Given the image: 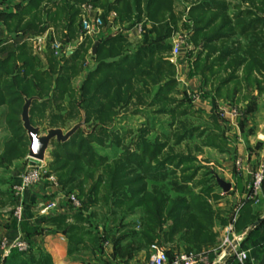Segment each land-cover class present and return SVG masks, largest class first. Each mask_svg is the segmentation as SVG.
Returning <instances> with one entry per match:
<instances>
[{"label": "trees", "instance_id": "16d2710c", "mask_svg": "<svg viewBox=\"0 0 264 264\" xmlns=\"http://www.w3.org/2000/svg\"><path fill=\"white\" fill-rule=\"evenodd\" d=\"M23 1V5L15 6V11L2 12L0 15L6 31L15 34L12 44L14 47L10 50L5 47L0 50L1 53L5 52L0 58V106L5 105L9 109L8 117L17 119L16 113H21L24 99L33 97L29 118L34 126H39L35 122V115L51 111L54 103L58 107L64 103L69 104V108L65 110L69 116L82 111L85 123L92 118L104 121L102 118L105 115L116 114L117 109L131 104L133 95L136 96L137 103L141 98L140 94L143 96V92H149V84L157 86L153 101L162 103V110L173 114L174 108H166L165 105L172 100L169 94L178 85L176 64L170 59L169 41L178 31V20L181 17L174 12V0ZM236 1L232 3L229 0H196L188 8V17L193 24L191 41L194 46L200 44L202 50H205L194 55L191 62L194 70L192 74H200L203 85L206 86L212 79H217L221 72L230 69L227 77H221L214 88L217 96H221V88L227 81L234 80L239 84L236 71L241 65H245L246 81L254 69L264 71V0ZM84 2L102 8L101 17L104 23L110 11L116 13L118 21L127 23L126 28L142 22L143 32L140 40L134 45L122 34L100 36L95 40L87 36L69 54L59 58L48 48V64L44 67L41 58L32 53L28 41L22 40L23 36L40 34L54 26L58 20H62L66 29L63 41L71 42L82 35L80 7ZM244 2H247L249 7L242 8ZM146 22L150 23V27H146ZM240 38H243L244 42L241 43ZM95 41H98L96 53L91 54L96 62L95 67L82 80L79 92L75 88L67 91L65 88L70 84V74L76 73V69H81L79 64ZM114 58L116 59L109 60ZM19 60L20 65L17 64ZM60 61L62 64L59 71L69 74L51 76L50 71L55 70ZM13 66L20 72L7 75L12 72ZM182 103L177 104L180 107ZM185 109L180 113L185 112ZM57 115L51 113L52 123L59 120ZM13 125L16 123L13 122ZM50 127L58 126L53 124ZM103 128L101 125L102 132L105 130ZM14 129L15 134L6 140L0 154L2 163V160L10 163L13 159L24 157L28 152L29 142L21 119L20 126H14ZM193 130H196V127L185 129V133L178 135L175 141H181L187 131L192 133ZM83 132L79 128L64 142L53 140L63 148V152L56 149L52 151L53 160L49 163L48 173L56 177L66 194L74 189L78 190L76 195L82 205L73 215L77 221L85 220L83 212L97 202L103 190V201L109 200L111 205L120 207L124 205L123 216L141 208L138 228L132 224H124L118 230L121 232H117L118 237L113 242L115 256L128 258L159 236L164 237L166 241L173 240L176 236L180 240L205 236L208 242H214L212 208L202 194H194L176 180L179 165L188 163L181 168V174L185 175L186 169H192L194 158L183 154L166 155L162 153L165 142H153L141 137L135 143V149L126 146L116 157L107 161L106 158L94 154L86 140L93 135L90 133L82 136ZM214 135L213 133L205 138L212 137L214 140ZM213 140L208 143L225 144L222 135H217L218 141ZM170 165L173 168H170ZM99 168L96 179L85 187L86 177L93 176ZM193 169L192 173L197 168ZM80 173L82 175L79 176ZM190 175H187L186 179ZM165 178L168 180L165 181ZM148 183H151L150 188ZM170 191L175 195L171 196ZM248 206L249 203L246 207ZM245 212L242 211L241 216ZM67 219L66 215L59 214L48 217L47 223L53 225L55 231L60 230L68 234L71 243H77L75 245H83L84 234H90L88 238L93 247L99 245V239L95 235L92 236L90 230H84L80 222L70 224ZM24 234L29 238L33 231L28 230Z\"/></svg>", "mask_w": 264, "mask_h": 264}, {"label": "rangeland", "instance_id": "374dc122", "mask_svg": "<svg viewBox=\"0 0 264 264\" xmlns=\"http://www.w3.org/2000/svg\"><path fill=\"white\" fill-rule=\"evenodd\" d=\"M193 1L196 0H174V4H173L174 12H176L178 15H181L180 20H178L177 32L180 33L181 31L182 32L187 31L189 33L188 38L186 39V43L190 44V46L188 47V49L182 48L178 56L175 58L171 55V58L172 57L174 58L173 62H176L175 59L179 58L180 54L184 52H186V56L188 58V60L186 61L188 62H190L189 58L192 61L194 55L196 54L195 51L194 52L191 51V47H192L191 34L193 32V24L191 19L188 17V8ZM9 4L10 5L7 7L0 8V15L2 14V12L12 11L13 6L10 1ZM85 4H90V3L84 2L81 4L80 18L82 14V6ZM98 9L101 12L103 11L102 8H98ZM229 12L231 11L229 10ZM114 21L115 23L118 21L117 15L115 16ZM114 21H112V23ZM109 22H110L109 20H106V24H108ZM124 24L127 25V23ZM50 27L54 32V38L57 41H63L64 33L66 30L64 27V22L62 20H58L54 26H50ZM177 32H175L174 35H176ZM113 34H121V32L120 31L114 32V30L111 28L110 30H107L106 35H113ZM174 35H172V37H174ZM26 37L27 35H25V39ZM0 38H4L6 42L7 40L10 42L6 50H10L14 47V45L12 46L13 44L12 42L15 39V34H9L6 31V26L2 21L1 17H0ZM81 39H84V37L82 38L78 37V40L75 39L72 43L67 42L65 46L68 49L70 47L75 48L76 47L75 44L77 42L79 43L80 41H82ZM133 44L135 45L136 42H134ZM189 52L191 53L190 56H189ZM4 54L5 52L1 53L0 58H2ZM46 56L47 54L45 53L43 58L40 57L41 63L44 67H47L48 64ZM115 59L116 58L109 60H115ZM82 60L83 61L80 62L79 64L81 69L78 67L79 69H76V73H72L69 76L70 84L69 86H67V88H65L67 89V91L70 88H75L79 92V88L82 80L85 78L86 74H88L95 67L96 62L91 57V48L87 50ZM17 64L20 65V60L17 62ZM61 64L62 62L60 61L57 67L55 68V70L50 71L51 76L56 77L58 76V74L59 75L61 74L63 76L65 74H69V72L66 73L62 70L59 71V66ZM11 70L12 72L10 73L6 72V74L8 73L7 75H10L17 71L20 72L19 69L17 70L16 68H14V66L12 67ZM223 73L224 72H221L220 76H223L224 75ZM176 79H177V75H176ZM219 80H220L219 78L217 79L215 78L214 80L212 79V81H210V84H207L205 86L208 92L213 93L214 88L219 83ZM51 86H53L52 83ZM156 88L157 86H153V84H149L148 86L149 92L147 93L143 92V94H145L143 96L142 94H140L141 98L137 100V103L135 101L136 96L133 95L134 99H132L131 104L121 109L116 108L117 113L105 115L102 118L104 121H100L98 119L92 118L87 123H84V125L80 127V129L84 131L83 133H81V135L86 136L87 134L91 133L93 137L86 139L89 142L91 149L93 150L94 154H96L99 157L106 158L107 161H110L111 159L116 157L120 152H122V150L126 146L127 147L129 146V148L132 150L135 149L136 147L135 143L141 137H144L153 142L155 140L160 142H165L162 153L166 155L183 154L184 156L189 155V157L194 158V162L191 165L192 169H188V170L186 169L185 175L181 174L182 173L181 168H183V166L185 167L188 163L179 165V168L176 170V180L179 183L181 182L183 185H185L194 194H202V197L207 201V203L210 205V207L214 212L213 227L216 221H218L220 225H223L222 222H224V220L221 217L222 216L221 212H219L222 210L221 209L218 210V208L228 206L229 204L232 205L231 204L232 199L231 198L226 199V195L222 193V190L216 184L215 176L221 177L219 175L221 171L217 169V167L222 168L221 166L222 163H219V161L222 158H224L225 153L228 151L227 150L228 139L227 140L225 139L224 145H222L221 142H216V141H218L217 135L226 136L221 130L224 128L225 131V129L227 128L226 124L223 122L222 117L219 116L218 114L217 115L216 113L210 114L209 112H206L204 110L201 111L198 109V107L194 106L192 101L200 98L199 95H197V92H195V90L191 88L186 90H180L178 85L176 86L175 90H173L169 94L172 100H170L165 105L166 108H174L173 114H170V112H167L166 110L163 111L162 110L163 104L158 103L157 101H153L154 100L153 94ZM78 92L76 93L78 94ZM228 92L227 94L230 95L232 89L229 90ZM224 93H225V88L222 87L220 95L223 96ZM178 102H183L185 104L183 105L182 103V106L179 107L177 104ZM67 108H69V104L67 103L60 105V107H58V105L54 103L51 111H47L43 114L35 115L34 119L35 122L39 125L40 131L45 132L49 128V126L54 124L62 128L63 131L66 132L73 125H75L76 123L82 120V117L84 115L82 111L80 113L79 111L77 113L75 112L74 116H69L67 115L68 112L65 111ZM183 108H186L185 112L180 113V111ZM53 112L58 114L57 116H59V118L57 117L59 120L57 121L55 120L54 123H52V121L50 120L51 113ZM8 115H9V109L5 105L0 106V148L2 149V151L4 149V147H2L3 142H5L11 135L13 136V134H15L14 126H20L19 113L18 114L16 113V115H18L17 119L16 118L12 119L10 116L8 117ZM11 120L15 122L16 125H13V122ZM10 121L11 124H9ZM214 121H216L218 124L220 122V124L223 125V127H221V125L219 124V128L217 129ZM101 125H103L104 127L103 129H105L103 132L100 130ZM192 127H196V130H193L192 133L187 131L185 137L181 141L179 142L175 141L178 135L185 133V129L187 130ZM213 133L215 134L214 140H216L215 141L216 143L214 144H218V145L208 143L209 140H213L212 137H211L212 139L211 138L207 139V137L205 138V136L208 135L209 137L210 135H213ZM54 149L63 152V148L56 145V141H53L49 145V148L46 151V156L44 159L47 172L50 171L49 163L52 162L53 160L52 151ZM231 151L232 150L229 148V152ZM14 160L16 159H13L10 163L5 160L2 161L4 163V166L9 167V165H11ZM33 163L34 161L31 160V164ZM169 167L173 168V166L171 165ZM194 167H196L197 169L195 172L192 173ZM25 169L19 171L18 175H20V173L23 172ZM99 170L100 168L93 173V176L86 177L87 179L84 183L85 187H87L96 179ZM189 174H191L190 177L186 179L187 178L186 176ZM80 175H82V173H80L79 176ZM167 180L168 179L165 178V181ZM148 185L150 188L151 183H148ZM103 191H101V193ZM8 193L9 194H7L8 195L7 202L11 203L12 205L11 210H9L10 214L12 215L16 204V199L12 192V185L9 186ZM71 193H74L76 195L78 194V190L74 189ZM101 193L99 194L98 197L99 199L97 200V202L95 204H91V206H89V209L83 212V216L85 220L77 221L75 217H73V215L75 214V212L78 211L79 208L74 209L71 207L72 208L71 210H74V213L67 216L68 223L73 224L80 222L79 224L84 226L83 227L84 230H90L91 235L92 236L95 235V237L99 239V245L97 247H93V245H91L90 240L88 238L90 234H84L82 236V238H84V241L82 242L83 245L80 246V245H75L77 243H71V240H69L68 238V234H65L63 231L60 230L56 231V233H60L63 236V238L66 240L68 246L67 247L68 258L70 259L69 264H148L150 255L153 251V249L151 248V244H149L145 248L137 250L136 252H134L132 256L128 258H120L118 256H115L114 254L113 242L118 237L117 232H121L118 230L120 229V227L124 226V224H132L135 225L136 228H138L139 227L138 224L140 223V216L142 214L141 208H136L133 213L128 212L126 215L123 216L122 211L124 210V205L123 207H120L118 205L117 206L111 205V202L109 200L103 201L101 197ZM169 194L171 196L175 195L173 191H170ZM83 200L86 202L85 198ZM81 202L82 201L80 200V204L82 205ZM65 203L68 206L67 200H65ZM220 203L221 205H219ZM251 212L252 211L250 209L245 212L246 218H244L243 224L247 221L248 222L252 221V218L254 216L251 215ZM235 215L236 213H233V215L231 216L227 224L223 227V229H225L229 225V223L231 222L232 218ZM214 233H215V240L212 243L208 242L207 240L208 238H206L205 236L199 238L186 237L183 240L178 239V237L176 236L175 238H173V240H169V241H166L164 237L162 238V236H159L157 239H154L152 241V244H156L159 248H162L170 255H173L178 252L200 253L210 249L211 246L215 243L216 236L218 235V233L216 232ZM20 234L23 235L28 240L29 250L20 251V252L14 250L13 251L14 253L12 252L13 255L10 257V259L7 262H5V264H55L53 262L51 255L45 251L44 246H42L44 249L41 248L40 244L43 245L42 240H41L42 242H40L39 240L37 241L34 238H31V236L28 238L25 236L24 232H21ZM221 239L219 240V243L221 242Z\"/></svg>", "mask_w": 264, "mask_h": 264}, {"label": "crops", "instance_id": "0c3cea01", "mask_svg": "<svg viewBox=\"0 0 264 264\" xmlns=\"http://www.w3.org/2000/svg\"><path fill=\"white\" fill-rule=\"evenodd\" d=\"M9 1L14 8H12V11H15V6L17 4H24L23 0H0V8L9 6ZM229 1L232 3L237 2L236 0ZM247 7H249L247 2L242 3V8ZM115 16L116 13L114 11L110 12L107 15V20L114 21ZM117 23L122 27L126 25L123 22L119 23V21H117ZM146 27H150L149 22H146ZM40 34L48 35V40H50V37L54 38V32L51 27ZM122 35L132 43L137 42L141 38V35L137 36L136 34L133 35L130 33H122ZM30 36L33 35H27L25 39L24 35L22 40H28ZM100 36L104 35L101 34L97 37H88L95 40ZM78 37L82 38V35ZM78 37L75 39L78 40ZM85 37L87 36H84V38ZM171 38L169 39L170 43ZM75 39L71 40L69 43H72ZM240 40L241 43L244 42L243 38H240ZM0 42V50L4 47L7 48L10 43L8 40L6 42L4 38H0ZM28 43L31 47L30 42ZM76 44L78 45V42ZM76 44L75 46H77ZM191 44V51H195L196 53L197 51L205 52V50H202L200 44L194 46L192 41ZM189 46L190 44H188L185 49H188ZM73 49V47H70L66 51V54H69ZM31 51L34 55L39 56V58H43L48 50L46 49L44 52L36 54L31 47ZM190 54L189 52V56ZM186 60H188L186 52L180 54L179 58L175 59L178 87L180 90L190 88L195 90L200 98L192 101L194 106L198 107L201 111L204 110L210 114H218L222 117L227 127L225 131L224 128L221 130L226 135H223V137L226 140L228 139V151L225 153L224 158L219 161V163H222V168L217 167V169L221 171L219 173L221 177H215H219L230 184L229 190L225 192L216 182L217 186L222 190V193L226 195V199H232V205L229 204L231 207L228 205L218 208V210H222L219 212H221V217L224 222H222L223 225H220V223L216 221L213 227L214 232L218 233L216 241L210 249L203 251V253L206 254L211 264H239L233 256L234 252L230 254L226 253L225 249L227 246L222 249L219 243V240L225 234V229H223V227L227 224L233 213H236L237 222L233 226V231L229 234L230 237L242 234L254 221L262 218V221L257 226L244 234L241 241L235 247V250H245L247 252V260L244 264H264V182L257 203L248 198V185L251 173L264 157V71L262 69L260 71L254 69L251 74L248 75L249 80L246 81L244 79L247 76L245 73V65H241L236 71L239 77V84H236L234 80L227 81L224 85L225 93L223 96H217L214 91L213 93L208 92L203 85L202 76L200 74H192V72H194L192 61L190 58V62ZM229 72L230 69L224 72L223 76L218 75V78L227 77ZM248 82H250V84H247ZM231 89L232 92L228 95V91ZM233 111L235 112L233 113ZM214 122L218 129L220 122L219 124L216 121ZM221 127H223V125H221ZM5 142H3L2 147H4ZM229 148L232 150L231 152H229ZM1 153L2 149L0 150V154ZM30 164L31 158L28 157L27 154L24 157L14 160L9 167L4 166V163L0 162V240L6 237L12 238L28 230L33 231L31 238L37 241L39 240L40 242L43 241V245L40 244L41 248H45V251L51 255L55 264H69L70 259L68 258L66 240L60 233H56L53 225L47 223V218L50 216L59 214L68 216L74 213V210H71L72 206L69 203L68 206L66 205L65 196L67 194L57 181L52 183L43 179L39 184L25 192L23 217L20 221L16 220L13 215L10 214L9 210H11L12 205L7 202L9 186L19 182L18 172L27 168ZM42 200H54L57 203V208L46 215L39 213L38 204ZM248 203L249 206L246 207ZM219 205H221V203ZM246 209H250L252 211L251 215L254 217L252 221H247L243 224V220L246 216H244L245 213L241 216V213L244 210L247 211ZM42 246H44V248ZM8 259H10V256L5 258L4 264Z\"/></svg>", "mask_w": 264, "mask_h": 264}, {"label": "built area", "instance_id": "2783aa9c", "mask_svg": "<svg viewBox=\"0 0 264 264\" xmlns=\"http://www.w3.org/2000/svg\"><path fill=\"white\" fill-rule=\"evenodd\" d=\"M80 26L82 30V37H97L101 34L106 35L107 30L113 29L115 31H120L122 33H130L133 35L140 36L143 32L142 22H138L129 28L124 26H119L118 23L110 21L108 24L103 22L101 17V11L98 8L93 7L91 4H85L82 6V14L80 18ZM189 33L181 32L177 33L171 39V55L175 58L178 56L182 48L187 47L186 39ZM28 41L31 44L33 51L36 54L44 52L50 48L56 57H62L66 54L68 48L65 46L67 43L63 41H57L55 38L48 40V35L40 34L30 36ZM65 43V44H64ZM235 111H233L234 113ZM33 164L29 165L23 172L19 175V182L12 185V192L16 199V204L13 210V217L20 221L23 217V202L24 194L27 190L33 188L39 184L43 179L55 183L56 177L47 172L44 160H35ZM264 181V157L257 165V167L252 171L250 182L248 185V198L253 200L255 203L258 201V196L261 192V187ZM67 202L72 206V208H80V200L74 193H69L65 196ZM39 213L49 214L57 208V203L54 200L41 201L38 204ZM236 215L232 218L229 225L225 228V234L223 235L220 247L223 249L229 246L233 240L237 241V244L241 241L244 234H239L235 237H230L229 234L233 231V226L236 221ZM237 246V245H236ZM234 246L232 252L233 256L239 264H244L247 260V252L245 250H235ZM153 249L148 264H211L205 253H194V252H178L170 256L165 250L159 248L156 244H151ZM28 251L29 243L28 240L21 234H17L12 238H2L0 240V264H4L5 258L9 257L14 251ZM223 252V251H222ZM229 253V254H230Z\"/></svg>", "mask_w": 264, "mask_h": 264}, {"label": "water", "instance_id": "95a60500", "mask_svg": "<svg viewBox=\"0 0 264 264\" xmlns=\"http://www.w3.org/2000/svg\"><path fill=\"white\" fill-rule=\"evenodd\" d=\"M98 45V41H95L94 44L91 47V54L94 55L96 53V48ZM172 61H174V58H171ZM33 97L25 98L24 103L22 105L21 113H20V119L22 121V127L24 128L27 139H28V157L35 159V160H44L46 156V151L49 148L50 143L53 140L64 142L70 138L71 135H73L80 127H82L85 123L84 115L82 117V120L75 125H73L70 129H68L66 132L63 131L60 127H50L45 132L40 131L39 126H34L30 122L29 118V107L32 102ZM216 182L218 186L223 191H228L230 188V184L228 182L223 181L219 177H216ZM262 221V218H259L258 220L254 221L246 230L243 232L245 234L246 232H249L251 229H253L255 226H257ZM237 245V241L233 240L229 246L225 249L226 253H230L232 251V248Z\"/></svg>", "mask_w": 264, "mask_h": 264}]
</instances>
